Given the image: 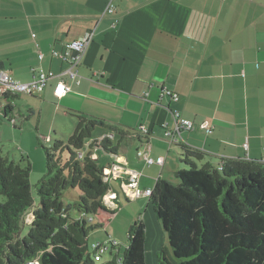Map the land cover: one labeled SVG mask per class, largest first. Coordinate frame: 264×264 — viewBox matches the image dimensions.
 <instances>
[{"label": "crops", "instance_id": "obj_1", "mask_svg": "<svg viewBox=\"0 0 264 264\" xmlns=\"http://www.w3.org/2000/svg\"><path fill=\"white\" fill-rule=\"evenodd\" d=\"M108 2L0 0V67L22 83L31 82L39 68L60 74L67 65L54 52L93 31L78 68L81 78L64 77L71 92L58 103L59 78H54L35 96L131 132L118 160L106 155L114 158L106 161L99 146L85 154L105 169L118 161L139 173L142 192L160 181H176L184 168L183 145L206 155L200 167L230 159L264 162V0H114L112 15L105 14ZM165 88L179 99L162 97ZM175 112L195 128L182 132V144L171 145L165 129L174 128ZM204 121L211 123L209 131L200 127ZM99 129L103 137L110 133ZM6 134L16 136L8 127ZM121 172L110 180L105 206L121 209L116 184L138 208L148 235L161 233L151 197L137 196ZM112 194L118 197L114 202ZM109 216L105 212L100 219L109 222ZM110 239L115 243L109 250L112 259L120 251L118 241ZM103 257L101 264L111 260Z\"/></svg>", "mask_w": 264, "mask_h": 264}, {"label": "trees", "instance_id": "obj_2", "mask_svg": "<svg viewBox=\"0 0 264 264\" xmlns=\"http://www.w3.org/2000/svg\"><path fill=\"white\" fill-rule=\"evenodd\" d=\"M21 96L0 97V127L8 122L17 128L15 101ZM29 114L21 116L30 119L34 111ZM71 115L77 119L72 137L44 148L47 173L38 188V209L29 161L0 156V264H97L89 237L104 226L91 223L101 212L116 211L105 206L111 191L105 167L91 154L84 159L79 155L100 127L120 137L117 143L100 145L113 157L131 132L82 113ZM182 149L184 168L176 181H160L151 196L170 244L158 254L159 264H264V162L230 159L200 167L206 155L184 145ZM69 189H79L81 195L66 207L63 198ZM23 226L29 227L25 237ZM147 235L146 223L135 222L124 256L103 264H147Z\"/></svg>", "mask_w": 264, "mask_h": 264}, {"label": "rangeland", "instance_id": "obj_3", "mask_svg": "<svg viewBox=\"0 0 264 264\" xmlns=\"http://www.w3.org/2000/svg\"><path fill=\"white\" fill-rule=\"evenodd\" d=\"M28 102L32 104V106L28 105ZM15 103L16 112L14 114V118L17 128H14V126L8 122L1 125L0 156L7 157L18 163L21 162L23 158H26V160L29 161L32 166L31 185L35 201L34 210H36L40 207L38 188L47 173L44 148H51L54 141L58 139L68 140L72 137L75 131L77 119L71 115V111L61 109L56 101L47 100L45 102L42 101L39 96L31 98L28 95H24L21 99H17ZM31 110L34 111V115L30 119L29 117L25 118L21 116V114H25L26 117L30 116L29 112ZM6 127L11 128L16 136L9 134L3 135V131ZM103 133V130L99 129L95 132L94 139L97 140L101 138ZM99 152L101 157L103 156L106 158V161L114 160L113 157L106 156L102 149H100ZM100 164H103V162H100ZM115 188L121 194V209H114L116 210V213L113 217H108L110 219L109 222H105L100 219L105 212H101L99 215L94 216L95 221L91 224L95 226L103 225L104 227H100L98 230L91 233L89 237V244H105L109 246L110 250V238H112V240L116 239L119 243L118 249L120 251V255L118 256L123 257L128 247V234L131 227L135 222H138L141 219L137 215L138 208L126 199L124 193L119 190V187L116 184ZM80 195L81 192L79 189H69L66 191L63 198L65 206L74 205ZM116 200L112 199L113 202ZM71 213L73 217L76 218L77 212L73 210ZM32 216L33 215H29L26 220L30 222ZM149 217H151V214L148 215V218ZM155 219L157 220V218ZM159 225L161 227V233L151 232L147 236V264H159L158 254L160 251L164 247L170 249L168 236L164 232L160 223ZM28 231L29 227L23 226L21 237H25ZM103 259H111L109 251L106 255H104ZM97 264H101V262H97Z\"/></svg>", "mask_w": 264, "mask_h": 264}, {"label": "built area", "instance_id": "obj_4", "mask_svg": "<svg viewBox=\"0 0 264 264\" xmlns=\"http://www.w3.org/2000/svg\"><path fill=\"white\" fill-rule=\"evenodd\" d=\"M116 11V7L114 5V0H109L105 14H114ZM117 24V23H116ZM94 36L93 31H88L84 37L79 38L69 44H66L65 49L63 52H54V56L62 60L66 63V69L57 74L53 71H46L43 68L37 69L36 74L34 75V79L28 83H22L20 81H16L11 77V75L0 67V97L5 94L9 93L12 95H37L42 94L47 88L48 82L51 79L59 78V82L54 89V95L56 97L57 102L59 103L65 96H67L71 92V87L65 82L64 77H68L70 80L77 81L81 76L79 75L78 68L83 63L86 53L91 46L92 39ZM35 37V35H34ZM39 59H44V54L39 53ZM168 96L173 100L177 101L179 99L178 95L169 91L168 89H164L162 93V97ZM175 117V126L173 129H165V138L171 145H177L183 143L182 132L183 131H192L194 130L195 126L192 121L185 119L180 112L174 113ZM200 127L203 130H210L211 123L209 121H204L200 123ZM115 134L108 133V135L101 137L97 140H93L86 145V150H93L95 147H100L105 141H115ZM149 164H154L155 160L149 157L148 153H141ZM86 156L85 151L80 153L79 158L84 159ZM116 160L119 159L118 156L115 157ZM162 164V161H159ZM122 171V176L127 178L129 182V188L137 189L140 174L134 171L129 170L128 168L122 166L118 161L110 168L105 169V182L110 184V180L112 177L117 176V171ZM137 196H147L151 197L153 194V190H147L142 192L137 189L136 192ZM109 195V194H108ZM111 198L116 200L118 197L116 194H112ZM94 218H91L93 221ZM114 243V242H110ZM91 251L95 254V259L97 262H101L102 257L106 255L109 251V246L101 243H96L91 246Z\"/></svg>", "mask_w": 264, "mask_h": 264}]
</instances>
